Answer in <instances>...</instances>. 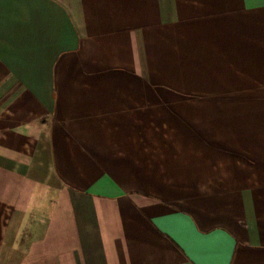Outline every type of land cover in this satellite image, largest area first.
Here are the masks:
<instances>
[{
  "label": "crops",
  "instance_id": "0c3cea01",
  "mask_svg": "<svg viewBox=\"0 0 264 264\" xmlns=\"http://www.w3.org/2000/svg\"><path fill=\"white\" fill-rule=\"evenodd\" d=\"M0 264H264V0H0Z\"/></svg>",
  "mask_w": 264,
  "mask_h": 264
}]
</instances>
